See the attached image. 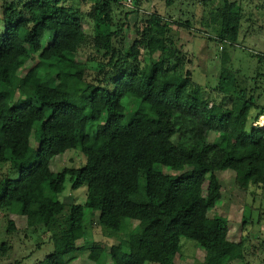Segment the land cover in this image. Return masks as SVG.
Masks as SVG:
<instances>
[{"label": "trees", "instance_id": "16d2710c", "mask_svg": "<svg viewBox=\"0 0 264 264\" xmlns=\"http://www.w3.org/2000/svg\"><path fill=\"white\" fill-rule=\"evenodd\" d=\"M68 1L5 0L0 7V169L11 171L0 180V209L55 238L42 264H71L80 249L93 264H180L182 237L204 249L202 264L241 259L244 248L228 236L227 220L209 212L222 197L219 171H234L245 194L264 189V128L252 125L264 116V71L233 67L226 51L239 46L245 0H219L209 13L213 36H205L222 49L212 87L193 79L192 60L157 12L141 19L125 49L128 14L121 20L114 10L121 0H88L100 65L87 79L77 54L88 35ZM142 49L151 57L145 64ZM250 56L264 63V54ZM68 149H78L84 165L54 173L52 158ZM67 177L72 190L86 185L83 203L59 198ZM95 216L112 240L108 250L76 243Z\"/></svg>", "mask_w": 264, "mask_h": 264}, {"label": "rangeland", "instance_id": "374dc122", "mask_svg": "<svg viewBox=\"0 0 264 264\" xmlns=\"http://www.w3.org/2000/svg\"><path fill=\"white\" fill-rule=\"evenodd\" d=\"M5 0H0V7ZM16 3L20 0H13ZM139 0L138 4H128V0H121L120 4L115 7V12L123 20V15L128 14L127 21L129 27L124 28L123 46L129 48L136 39L135 27L141 26V19L153 12H157L167 19L168 26L175 37L176 45H182V49L187 55L186 58L192 60L191 70L193 79L198 83L212 87L218 81V72L221 60V46L218 43L207 39L212 32L206 23L209 13L213 11L219 0ZM68 4L74 8H78L81 14L83 27L87 33V40L78 49V60L85 62L87 67V79L94 76V72L100 65V54L92 43V15L90 12V2L88 0H69ZM243 19L241 23L238 47H226V51L230 54L233 67L241 66L243 71H247L249 64L250 70L247 72L252 75L253 70L264 71V63H259L257 58L253 56L257 53L264 54V0H245L242 4ZM169 15L172 17L169 18ZM179 19L176 23L172 19ZM184 20H189L187 26H182ZM3 29L2 23L0 30ZM207 35V36H205ZM157 57V54L154 55ZM142 63L150 61L151 57L145 50L140 51ZM32 61H29L24 70L27 69ZM190 64L187 63V67ZM262 91L261 101H264V89ZM260 92V90L258 91ZM262 117V116H261ZM261 117L252 125L261 126ZM178 135L173 137L176 141ZM214 134L209 135L212 140ZM39 141V132L36 127L33 128L30 136V144L36 149ZM85 163V156L78 149H68L64 153L52 158L50 163L51 170L55 173L65 166L80 167ZM165 172L171 174H179L188 170V167H183L178 170H169L166 167H161ZM160 169V168H158ZM11 174L7 167L0 169V180ZM235 172L232 170H224L217 172V177L221 183L222 197L216 207L210 210L209 216L223 217L229 209V204H240L246 196L245 216H252L258 224V240L264 242V189L258 190L256 193L251 190L245 194L242 190L236 187L234 180ZM17 176V174L15 175ZM206 188V181L203 189ZM252 189V187H250ZM249 189V190H250ZM86 196V185L72 190L70 181L67 177L64 182L63 191L59 194L62 200L73 201L75 203H83ZM257 206V210L252 209V205ZM13 222L11 230L8 221ZM136 221H133L135 224ZM93 225L87 232L85 239L77 240L78 246L87 247L89 242L96 243L109 249L112 240L104 238L100 228L96 222V216L93 220ZM9 229V230H8ZM55 238L51 237L48 232L43 231L41 227L32 230L26 227L24 216L10 213L7 209H0V264H42V260L53 251V242ZM5 246L3 247V245ZM264 250V246L261 247ZM200 250L192 239L182 237L180 239V250L176 255V260L180 264H198L196 262L201 258ZM88 249H80L71 254V264H93L87 257ZM264 254V251H263ZM197 258V259H196ZM145 264H152L146 262ZM264 264V263H263Z\"/></svg>", "mask_w": 264, "mask_h": 264}, {"label": "crops", "instance_id": "0c3cea01", "mask_svg": "<svg viewBox=\"0 0 264 264\" xmlns=\"http://www.w3.org/2000/svg\"><path fill=\"white\" fill-rule=\"evenodd\" d=\"M245 207V198L241 205L232 201L229 204V209L223 216L228 222V236L234 242H241L244 248L243 257L241 259H230L226 262V264L264 263V250L261 249V247L264 246V242H260L258 240L260 238L257 236L259 234L258 229H256L258 228V224L255 222V218H252V216H245ZM252 209L257 210V206L253 204ZM200 254H202L201 258L196 261L198 264H202L205 251L200 250Z\"/></svg>", "mask_w": 264, "mask_h": 264}, {"label": "bare ground", "instance_id": "6f19581e", "mask_svg": "<svg viewBox=\"0 0 264 264\" xmlns=\"http://www.w3.org/2000/svg\"><path fill=\"white\" fill-rule=\"evenodd\" d=\"M260 122H261V126H263V127H264V116H262V117H261V120H260Z\"/></svg>", "mask_w": 264, "mask_h": 264}, {"label": "built area", "instance_id": "2783aa9c", "mask_svg": "<svg viewBox=\"0 0 264 264\" xmlns=\"http://www.w3.org/2000/svg\"><path fill=\"white\" fill-rule=\"evenodd\" d=\"M128 4L131 5L132 4V1L131 0H128Z\"/></svg>", "mask_w": 264, "mask_h": 264}]
</instances>
